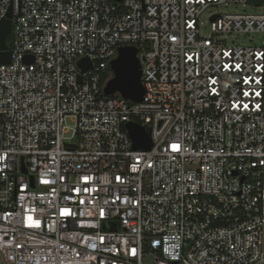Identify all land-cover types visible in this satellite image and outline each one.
<instances>
[{"label":"built area","instance_id":"2783aa9c","mask_svg":"<svg viewBox=\"0 0 264 264\" xmlns=\"http://www.w3.org/2000/svg\"><path fill=\"white\" fill-rule=\"evenodd\" d=\"M249 1L0 0V264H264V44L225 43L264 11L201 33ZM127 45L140 102L104 91Z\"/></svg>","mask_w":264,"mask_h":264},{"label":"water","instance_id":"95a60500","mask_svg":"<svg viewBox=\"0 0 264 264\" xmlns=\"http://www.w3.org/2000/svg\"><path fill=\"white\" fill-rule=\"evenodd\" d=\"M12 9L7 17L0 22V63L11 61V50L8 49V35L12 32ZM26 61H33L32 56H27ZM83 70L91 67V62L83 58L79 61ZM114 77L111 78L104 91L107 95L121 94L124 98L140 102L145 95V87L142 80V61L138 56V48L134 45L121 46L118 49V56L111 61ZM126 127L133 141L134 149L148 150L152 147V137L144 126L135 121L127 122ZM26 172V168H24Z\"/></svg>","mask_w":264,"mask_h":264},{"label":"rangeland","instance_id":"374dc122","mask_svg":"<svg viewBox=\"0 0 264 264\" xmlns=\"http://www.w3.org/2000/svg\"><path fill=\"white\" fill-rule=\"evenodd\" d=\"M264 11V2L257 3L250 0L247 3H230V4H218L212 5L207 8V10L201 15V21L203 22L201 27V33L203 35H209L211 32V22L210 16L212 13L220 12L222 14L227 13H244V12H262ZM14 34L11 32L9 34V42H13ZM225 43L228 46L241 45V46H260L264 44V34L253 32H234L227 34ZM72 125V122H69ZM150 261V259H149Z\"/></svg>","mask_w":264,"mask_h":264},{"label":"snow or ice","instance_id":"6c2138e0","mask_svg":"<svg viewBox=\"0 0 264 264\" xmlns=\"http://www.w3.org/2000/svg\"><path fill=\"white\" fill-rule=\"evenodd\" d=\"M236 67H237V68H239V67H240V65H236ZM247 82H248V81L246 80V81H245V83H247ZM245 95H248V93L246 92V93H245ZM257 95H259V93H257ZM234 106H235V105H234ZM244 107L246 108V107H247V105H244ZM173 147H174V148H176L177 146H175V145H174ZM84 179H85V180H87L88 178H87V177H85ZM64 212H65V214H67L68 210H67V209H65V210H64ZM29 219H31V218H29ZM37 224H38V222H37Z\"/></svg>","mask_w":264,"mask_h":264},{"label":"trees","instance_id":"16d2710c","mask_svg":"<svg viewBox=\"0 0 264 264\" xmlns=\"http://www.w3.org/2000/svg\"><path fill=\"white\" fill-rule=\"evenodd\" d=\"M253 1H255V2H257V3H263L264 2V0H253ZM9 38V37H8Z\"/></svg>","mask_w":264,"mask_h":264}]
</instances>
